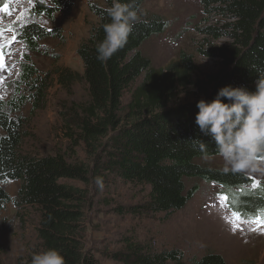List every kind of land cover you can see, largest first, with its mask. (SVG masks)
<instances>
[{"label": "trees", "instance_id": "16d2710c", "mask_svg": "<svg viewBox=\"0 0 264 264\" xmlns=\"http://www.w3.org/2000/svg\"><path fill=\"white\" fill-rule=\"evenodd\" d=\"M104 1L103 5L90 3L97 22L78 48L84 63L83 73L64 70L60 74L63 82L82 80L89 87L90 101L80 105L78 111L82 115L77 126L87 143L106 138L95 157V174L99 167L135 186L148 187V200L132 206L134 213H164L169 217L184 208L199 190L198 185L187 187L186 181L195 178L219 184L222 195L228 198L226 205L239 212L241 218L253 220L264 216V182L251 187L253 179L249 175L224 172L197 162L199 158L219 154L214 140L201 132L195 122L200 99L211 101L221 88L229 85L256 90L259 75L264 73V0H204L206 6L221 3L214 9L235 18L232 42L213 46L206 41L209 46L206 44L201 49L208 54H219L225 64L219 73L210 74L205 84L204 80L193 78L194 62L189 54L181 55V65L174 62L165 70L156 71L151 59L142 53V44L151 36L162 34L169 25L159 15L142 17L123 49L106 63L98 60L96 48L104 38L102 25L110 22L107 8L112 4V0ZM144 2L135 0L140 11ZM46 3L53 7H46ZM34 4L36 12L52 15L64 7L70 10L72 2L34 0ZM201 31L216 38L220 34L219 29L210 25ZM58 35V31H48L35 24L20 30L21 41L31 54L38 50L40 41ZM37 73L33 64H23V75L30 86L39 81ZM177 81L182 86L196 87L200 94L192 101L170 107L168 102L175 94ZM40 88L44 90L42 83ZM126 92L130 93L127 107L123 101ZM0 128L4 132L0 133V214L10 205L35 209L39 213L37 231L42 251L57 249L65 264H98L83 242L88 193L66 181L85 177L86 168L61 153L36 156L24 152L21 146L25 132L2 109ZM11 180L20 182L16 195L4 188ZM112 258L123 264H228L216 252L186 261L178 249L151 251L131 240L126 241L124 250L114 252Z\"/></svg>", "mask_w": 264, "mask_h": 264}, {"label": "rangeland", "instance_id": "374dc122", "mask_svg": "<svg viewBox=\"0 0 264 264\" xmlns=\"http://www.w3.org/2000/svg\"><path fill=\"white\" fill-rule=\"evenodd\" d=\"M71 2L70 10L64 7L47 15V12H36L34 0H0V9H7L0 11V45L6 64L0 68V109L15 118L25 132L21 146L24 152L36 156L61 153L86 168L85 177L66 180L88 193L83 234L85 250L93 254L98 264H123L113 259L112 254L124 250L126 241L131 240L151 251L178 249L184 253L186 261L216 252L223 255L228 264H264V226L252 231L257 227L252 220H236L232 209L222 199L219 184L188 179L187 187L198 185L199 190L184 208L167 217L164 213L132 211V206L148 200V187L135 186L99 167L95 174V157L106 138L87 143L77 126L82 115L78 111L80 105L90 101L89 87L82 80L63 82L60 74L64 70L83 73L84 63L78 48L97 22L90 3L103 5L105 1ZM220 5L218 2L206 6L204 0H145L141 18L159 15L169 22L162 34L151 36L141 46L154 69L160 71L171 63L180 64L181 55L189 54L194 62L193 78L204 80L205 84L210 74L219 73L225 67L223 58L202 50L208 43L220 46L233 40L235 18L214 9ZM46 7L53 5L46 3ZM29 24L58 31L59 35L40 41L38 50L31 54L20 37L22 27ZM208 25L220 30L218 38L201 31ZM26 62L38 70L39 81L32 82V86L23 75ZM142 80L139 79V85ZM41 83L44 90L40 88ZM198 93L196 87L182 86L177 81L168 106L192 101ZM123 101L127 107L130 93L124 94ZM126 111L127 108L122 116ZM0 133L4 134L1 128ZM197 162L224 168L219 155L202 157ZM249 176L259 183L264 182V175ZM98 179L102 187L97 184ZM19 187V181L4 185L13 195ZM38 221L39 213L31 208L10 205L0 214L1 264L31 262V256L42 251Z\"/></svg>", "mask_w": 264, "mask_h": 264}, {"label": "clouds", "instance_id": "9594fccd", "mask_svg": "<svg viewBox=\"0 0 264 264\" xmlns=\"http://www.w3.org/2000/svg\"><path fill=\"white\" fill-rule=\"evenodd\" d=\"M107 16L110 22L102 25L104 38L96 48L102 63L126 46L142 12L135 0H112ZM197 108L195 122L214 140L224 162L223 171L264 175V73L259 75L255 91L225 86L211 101L200 99ZM201 147L205 145L201 143ZM97 184L102 187L101 180ZM31 264H65V259L57 249L50 248L34 253Z\"/></svg>", "mask_w": 264, "mask_h": 264}, {"label": "snow or ice", "instance_id": "6c2138e0", "mask_svg": "<svg viewBox=\"0 0 264 264\" xmlns=\"http://www.w3.org/2000/svg\"><path fill=\"white\" fill-rule=\"evenodd\" d=\"M0 11H7L6 8L4 9H0ZM0 35H2V33H0ZM6 67V64L4 62V53H3V46L0 45V68H4ZM259 184L258 181L253 180V187H256ZM222 199H224L225 201H227V196H223ZM233 216L235 217L236 220H239L241 218V214L239 212H233ZM252 223L256 224L257 227L251 229L252 231H259L260 230V226H264V217L262 216H257L255 217L252 221Z\"/></svg>", "mask_w": 264, "mask_h": 264}]
</instances>
